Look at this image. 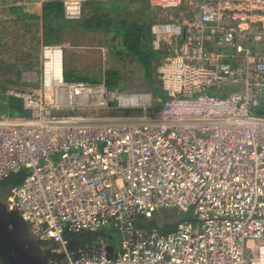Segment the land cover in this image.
I'll return each instance as SVG.
<instances>
[{
  "label": "built area",
  "instance_id": "built-area-1",
  "mask_svg": "<svg viewBox=\"0 0 264 264\" xmlns=\"http://www.w3.org/2000/svg\"><path fill=\"white\" fill-rule=\"evenodd\" d=\"M150 3L174 14L156 93L67 80L63 44L21 73L38 86L3 76L30 115L0 111V196L55 264H264V0Z\"/></svg>",
  "mask_w": 264,
  "mask_h": 264
},
{
  "label": "rangeland",
  "instance_id": "rangeland-1",
  "mask_svg": "<svg viewBox=\"0 0 264 264\" xmlns=\"http://www.w3.org/2000/svg\"><path fill=\"white\" fill-rule=\"evenodd\" d=\"M89 2L90 4H87ZM127 3V1H126ZM125 3V4H126ZM119 8H122L119 6ZM106 13L110 16L116 17L117 9L112 6L107 0H88L81 6V17L94 16L97 14ZM79 20V19H78ZM106 36L105 30L103 29H89L83 34L78 35H68L65 37V41L68 44L65 48V70L66 73L75 76L78 74H88L93 77L102 78L105 70L115 69L120 72V78L118 82L121 88H146L152 89L156 93V88L160 82L157 78L156 66L159 64L160 60L157 57L152 66L151 76L147 75L144 66L139 62L136 56L126 53L122 46V36H116L115 33H109ZM109 39V40H108ZM108 40V41H107ZM96 41L98 48H96L92 42ZM7 45V44H6ZM22 43L12 44L7 47L6 57L0 60V81H4L5 76L3 75L7 68L10 73H15L11 76L9 73L7 77L12 78V82L3 85L5 87H15V88H28L31 86H38L39 84H27L21 81V72L27 69L37 68V63L39 62V50L26 54L22 49ZM93 45V46H92ZM29 47V50L33 49ZM39 48V47H37ZM124 50V51H122ZM30 57V58H29ZM33 58L35 63H29L30 59ZM19 67V68H18ZM159 93V92H158ZM20 101V99L5 96L4 92L0 90V111H9V104L7 102ZM161 106L157 107V109ZM24 115H30L29 112H25ZM181 214L176 211H164L159 214L160 224H164V221L171 220V222H176L180 219Z\"/></svg>",
  "mask_w": 264,
  "mask_h": 264
},
{
  "label": "trees",
  "instance_id": "trees-1",
  "mask_svg": "<svg viewBox=\"0 0 264 264\" xmlns=\"http://www.w3.org/2000/svg\"><path fill=\"white\" fill-rule=\"evenodd\" d=\"M87 4H90L87 2ZM64 2L62 0H49L43 4L41 16L38 17L42 22L43 40L47 44H55L64 38V35H78L83 34L89 29H103L105 31H118L122 35V46L126 52L137 57L139 62L144 66L147 75L151 76L152 66L155 55L149 47V40L151 38L150 26H139L137 22H127L111 19L106 13L97 14L94 16L85 17L84 19L75 20L71 22L65 18ZM35 16V15H34ZM123 51V50H122ZM158 57V56H157ZM65 78L73 81H87L90 83H99L105 81L109 88H116L119 85L120 72L115 69H107L102 78L93 77L86 73L71 76L64 71ZM9 104V111L14 115H24L25 112L21 100L15 102H7ZM19 177H11L5 181V185L11 186L19 182ZM159 224V219L149 221ZM0 264H4L0 260Z\"/></svg>",
  "mask_w": 264,
  "mask_h": 264
},
{
  "label": "crops",
  "instance_id": "crops-1",
  "mask_svg": "<svg viewBox=\"0 0 264 264\" xmlns=\"http://www.w3.org/2000/svg\"><path fill=\"white\" fill-rule=\"evenodd\" d=\"M32 1L35 3L30 7L28 6L9 7L6 5V3L3 0H0V60L6 57L5 49H7V47L11 45V43L12 44L22 43L21 45L23 46L22 49L25 51L26 54H29V51L32 52L38 51L42 45L47 44L43 40L42 22L41 20L40 21L38 20L39 19L38 17L41 16L43 10V4L49 0H32ZM62 1L64 2V6H65L66 0H62ZM107 1H109V3L112 6H114L115 9H117V13H118L116 14V17L110 16V18L123 21L124 24L131 21V22H137L139 26H144V27L150 26L151 28V24H153L155 21L173 20V16H174L173 13L164 11L160 6H152L150 0H107ZM119 6H121L122 8H119ZM64 12H65V7H64ZM65 18L68 19L66 16ZM68 20H70L71 22L75 21L71 19ZM105 33L106 36H114L112 34L109 35V33H115L116 36L121 35L120 32L115 30L105 31ZM65 37L66 34L64 35L62 41L54 42V43L63 44L66 45L67 47L68 44L65 41ZM151 38H152V32H151ZM151 38L149 40V47H151ZM92 44L96 48H98V46H96L97 45L96 41H93ZM32 46L34 48L29 50V47L31 48ZM151 50L156 56L155 59L158 56L160 61L164 56L167 55L165 46H164V50L159 53L155 52L152 48ZM128 54L133 55L131 53ZM35 62L36 60L33 61V58H31L29 63H35ZM1 71L2 70L0 69V72ZM10 71L12 70H8L7 68L6 71H3L4 72L3 75L6 74L5 76H7L8 73L10 75L15 74V73L11 74ZM0 83H3V81H0Z\"/></svg>",
  "mask_w": 264,
  "mask_h": 264
},
{
  "label": "water",
  "instance_id": "water-1",
  "mask_svg": "<svg viewBox=\"0 0 264 264\" xmlns=\"http://www.w3.org/2000/svg\"><path fill=\"white\" fill-rule=\"evenodd\" d=\"M0 260L4 264H55L20 212L8 208L4 196H0Z\"/></svg>",
  "mask_w": 264,
  "mask_h": 264
},
{
  "label": "flooded vegetation",
  "instance_id": "flooded-vegetation-1",
  "mask_svg": "<svg viewBox=\"0 0 264 264\" xmlns=\"http://www.w3.org/2000/svg\"><path fill=\"white\" fill-rule=\"evenodd\" d=\"M76 238L81 240V238H80V237H78V236H77Z\"/></svg>",
  "mask_w": 264,
  "mask_h": 264
}]
</instances>
